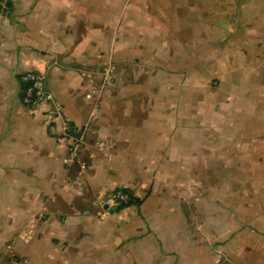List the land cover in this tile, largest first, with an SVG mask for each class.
Masks as SVG:
<instances>
[{"label":"crops","instance_id":"obj_1","mask_svg":"<svg viewBox=\"0 0 264 264\" xmlns=\"http://www.w3.org/2000/svg\"><path fill=\"white\" fill-rule=\"evenodd\" d=\"M0 264H264V0H9Z\"/></svg>","mask_w":264,"mask_h":264},{"label":"built area","instance_id":"obj_2","mask_svg":"<svg viewBox=\"0 0 264 264\" xmlns=\"http://www.w3.org/2000/svg\"><path fill=\"white\" fill-rule=\"evenodd\" d=\"M9 0H0V13L8 10ZM109 73V65L105 69ZM23 83L22 101L29 108H38L41 105L48 106L45 111L50 115L44 121V126L49 133L56 132V122L61 118V107L55 102L52 94L45 89L44 76L33 71H28L19 76ZM58 142L66 144L69 156L72 159L78 158V149L82 145V138L73 134V129L69 125H64L62 135L57 138ZM132 199L131 194L125 189L114 190L104 201L100 203L103 214H108L109 209H117L127 206Z\"/></svg>","mask_w":264,"mask_h":264},{"label":"water","instance_id":"obj_3","mask_svg":"<svg viewBox=\"0 0 264 264\" xmlns=\"http://www.w3.org/2000/svg\"><path fill=\"white\" fill-rule=\"evenodd\" d=\"M114 210L113 209H110V212H113Z\"/></svg>","mask_w":264,"mask_h":264}]
</instances>
